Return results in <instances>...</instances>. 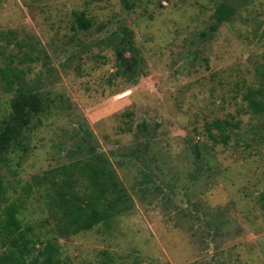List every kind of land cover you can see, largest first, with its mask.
Instances as JSON below:
<instances>
[{
	"label": "rangeland",
	"instance_id": "374dc122",
	"mask_svg": "<svg viewBox=\"0 0 264 264\" xmlns=\"http://www.w3.org/2000/svg\"><path fill=\"white\" fill-rule=\"evenodd\" d=\"M18 88L45 110L0 160V264L24 246L5 230L13 202L25 264L47 244L58 264H264V110L250 107L264 102V0H0V125ZM215 119L239 124L227 144L206 130ZM90 150L130 207L61 232L54 190L34 178Z\"/></svg>",
	"mask_w": 264,
	"mask_h": 264
},
{
	"label": "trees",
	"instance_id": "16d2710c",
	"mask_svg": "<svg viewBox=\"0 0 264 264\" xmlns=\"http://www.w3.org/2000/svg\"><path fill=\"white\" fill-rule=\"evenodd\" d=\"M126 9L135 7L136 0H121ZM233 14V9L226 4L218 6L217 20L223 22ZM79 24L83 28L91 25V19L85 16H78ZM217 28V24L215 25ZM126 37H124V40ZM119 56L121 50L118 51ZM6 85L11 87L19 80L20 74L15 69H8L2 73ZM13 77V78H11ZM250 107L255 112L264 110L262 100L250 99ZM11 112L4 118L0 125V160L5 161L7 152L12 146L19 142L20 136L31 122L33 115L45 110L42 102L35 97L27 95L18 88L11 100ZM237 122L227 119H215L206 125L209 136L215 142L228 143V135L225 131L228 127H238ZM219 132L216 134L213 129ZM90 158L70 165H63L55 171H49L45 175H37L34 182L37 186L50 184L54 190L53 207L61 214V220L57 227L61 232L77 233L88 230L94 226L105 223L116 215L126 211L130 206L127 203L128 194L124 191L121 180L112 167L110 160L105 153L90 150ZM59 177V178H57ZM5 187L0 178V202L4 199ZM21 203H11L5 208V230L9 235L18 233L12 237V242L16 245L22 241L24 246L19 247L18 251L7 256L4 264L12 260V264H25L24 251L28 242L27 230L21 229L20 221L17 217ZM46 252L49 254L40 261L39 264H58L53 258L54 246L47 244ZM33 261L31 264H37ZM8 264V263H7Z\"/></svg>",
	"mask_w": 264,
	"mask_h": 264
}]
</instances>
